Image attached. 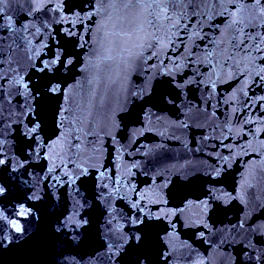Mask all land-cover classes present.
<instances>
[{
  "label": "water",
  "instance_id": "water-1",
  "mask_svg": "<svg viewBox=\"0 0 264 264\" xmlns=\"http://www.w3.org/2000/svg\"><path fill=\"white\" fill-rule=\"evenodd\" d=\"M3 7L0 264H264V0Z\"/></svg>",
  "mask_w": 264,
  "mask_h": 264
},
{
  "label": "snow or ice",
  "instance_id": "snow-or-ice-1",
  "mask_svg": "<svg viewBox=\"0 0 264 264\" xmlns=\"http://www.w3.org/2000/svg\"><path fill=\"white\" fill-rule=\"evenodd\" d=\"M128 3H133V0H127ZM135 2L140 3V2H144V0H135ZM151 2H157V0H151ZM173 3H179L180 0H172ZM233 3L236 2V0H232ZM253 4H259L260 0H252ZM6 3V0H0V13L4 12V7L3 5ZM162 12H164L165 14L167 13V8L162 9ZM240 11V10H237ZM260 13L262 15H264V7H261L259 9ZM225 13H227V10H225ZM135 14L133 12H129L128 17H118L117 23L113 25V27L116 29L115 35L120 38V43L121 44H126L128 43V40L124 39L125 37H128L129 39L131 38V34L135 33L138 31V25L135 23V19H134ZM159 18V17H158ZM10 19V17H9ZM3 22V17L0 16V24H2ZM232 24H236V23H243V21H237L235 19V13H233V19L231 20ZM236 32V43L233 45L234 48H239L240 45H243V49H249L251 47L250 44H244V40L241 39V37L244 36V33L241 31V29L237 28L235 29ZM248 39L249 40H255L256 37L252 36L251 34L248 35ZM264 34L260 35V40L259 43H257L256 45V51L257 52H262L264 53ZM262 59H264V55H262L261 57ZM53 63H55V61H53ZM67 63H71V60L69 59L67 61ZM48 67V65L45 63L44 67L38 69V71L43 72L45 70V68ZM0 79H3L2 75H0ZM262 79H264V77H262ZM24 89L28 92L29 96L31 97L32 100H35L39 95H40V88L36 89L35 95H32V90L28 87V84L25 83L23 84ZM58 90L57 87H51L49 89V91L51 92H56ZM5 99H8L7 96H5ZM261 100H264V97L260 98ZM10 102V101H9ZM247 106V105H246ZM33 113H35V109H32ZM3 125H0V127H2ZM40 128V122L39 120H35L33 119L32 121V127L28 129L27 132H23V129H21V134L24 135L26 138L31 139V134L37 133L38 129ZM37 139H39V137H37ZM42 143V142H41ZM3 141L0 140V146H2ZM6 163V159L0 157V165H3ZM102 175V174H101ZM5 191L4 187H0V193H3ZM136 205H133V207H135ZM29 210H25L23 208H21L19 215L20 216H26L28 214ZM135 222V221H134ZM11 227L13 229H15L16 232H22L23 231V227L22 225L19 223L18 220H12L9 221ZM84 223H86V221H84ZM200 235L202 236L203 233H200ZM137 240H139V237H136ZM259 259V258H257ZM141 264H143V262H141Z\"/></svg>",
  "mask_w": 264,
  "mask_h": 264
}]
</instances>
